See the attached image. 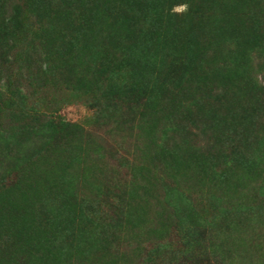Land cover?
Returning <instances> with one entry per match:
<instances>
[{"label":"rangeland","instance_id":"374dc122","mask_svg":"<svg viewBox=\"0 0 264 264\" xmlns=\"http://www.w3.org/2000/svg\"><path fill=\"white\" fill-rule=\"evenodd\" d=\"M24 1L32 50L15 26L0 23V264H264V0H196L187 23L185 4L174 6V31L156 42L158 76L126 75L127 86L116 81L108 94L92 93L87 76L70 80L78 57L70 35L91 3L117 20L145 0ZM35 16L62 36L52 40ZM144 18L140 11L138 27ZM169 67L175 82L156 93L158 127L146 138L143 85ZM9 92L27 103L12 104ZM109 100L120 105L112 117ZM37 115L53 128L46 137L61 150L63 172L45 139L29 151L32 136L12 130ZM66 123L82 129L81 143L60 137Z\"/></svg>","mask_w":264,"mask_h":264},{"label":"trees","instance_id":"16d2710c","mask_svg":"<svg viewBox=\"0 0 264 264\" xmlns=\"http://www.w3.org/2000/svg\"><path fill=\"white\" fill-rule=\"evenodd\" d=\"M204 1L205 0H200V4H204ZM184 4L187 5V12L180 15V17L182 22L187 23V21L191 20V17L195 14L194 7L196 4V0H145L143 7L139 10L141 12L143 11L144 17L146 15L147 21L144 18L143 26L138 27L136 18H138L140 11L138 13H134L133 10L123 12L121 16H119V18L115 20L113 16L109 15V12L105 7L91 3L89 7L85 9L86 20H84V22H81L78 31H75L76 29L74 31L72 30L73 32L70 35V38H72L74 41H77L78 44L77 60L75 61L74 59L75 62L73 61V64L69 65L67 68V73L70 78H72L70 80L74 83L77 81L76 78H78L79 76H87L89 81V89L92 93L100 92L103 89V92L108 94L111 93L108 90L116 83V81L119 82L120 80V83L117 84L116 87L127 86V84H125L126 75L129 76L130 74V77H132L133 74L136 75L138 72L142 71L143 74H145L144 76H148L151 74L158 76L159 72L156 68L158 67L159 62L162 63V57L155 49L156 42L160 41L159 39L162 38L160 36L161 32H165L167 30L165 34L166 36H168L171 32L174 31H170L172 26V17L175 16V14L172 12L173 7ZM27 6H29V4L24 0H0V23L3 26H15L16 31H19L21 37L25 39L24 44L27 47L26 50L29 49V46H31L29 40H31L30 36L33 35L31 33L34 31L33 26H31L30 30H26L24 25L25 23L22 19V10L23 12L27 11ZM208 7L209 6H203V11ZM35 17V23L38 26L41 25L39 28L45 29L42 31H47L51 35L52 40H55L57 37L59 38L62 36V33L58 31L56 26L54 27L53 24H50L47 27L45 22H43L42 20H38L37 16ZM31 18L33 20L32 16ZM107 44H109V46L104 51ZM227 47L230 50H234V48L230 44ZM30 49L32 50V46ZM222 49V46H217L214 50L216 52H221V54L223 53V60L225 62H229L230 55L222 51ZM261 50H264V47L262 49L260 48L258 52H261ZM188 54L189 53H187L185 57H181V62L187 64V61H189V59L186 58ZM98 59L100 60L99 64H97ZM77 62H79L80 65L83 66V72L77 70ZM149 67L153 68L148 69ZM170 68L171 67H169L165 78L161 76V81L150 80V85L148 83L143 85V87L145 88L144 91H146L148 95L143 106V117L145 118V122L151 124L149 130H143V134L146 135V138L147 136L149 137L151 135L150 133L154 132L152 130V126L154 127V130L158 127L156 123L151 120V115H153L154 113L151 111H156V108L152 106V103L156 101L155 97L159 96L156 95V93L159 94L161 92V94L164 95L165 92L169 90V86H173L175 82L171 80L174 78V73L176 72V70L174 71L172 70V68ZM172 71H174V73H172ZM45 72L46 71L42 70V75ZM105 73L107 74V76L101 77ZM144 76L143 80H145ZM108 84L109 88L107 87ZM260 89V92H262V94H257L258 104L264 107V86L260 87ZM133 91L134 90L131 89V92ZM18 93L19 92H9V102H13L12 104H14V102L21 103L22 105L26 104V97L24 95L19 96ZM128 97H131V95ZM109 102L110 104H108V106H106L105 104L104 106L107 109L108 114L110 113V117H112L111 115H115V113L113 112L118 111L120 105L117 103V101L115 102L114 100H109ZM214 115L215 114L212 113L211 116H208L211 122L215 121V119L217 118V116ZM39 118V115H37L34 118H31L27 123H24L23 121L21 125L15 127L14 129H11L14 130V133H19L22 138L24 136H32L33 139L25 140L24 142L27 143V150L29 151L34 149L31 145H34L39 140L45 139L44 143L45 145H47L45 149H50V152H53L55 155L54 164L57 167V172H63V170L59 168L62 167V165L60 160L58 159L60 158L61 150L59 146L49 145V140L47 141L46 137L47 130L52 131L53 128L48 126L47 123L45 124V120H41ZM176 120L177 117L175 115V117L173 118V123ZM168 122L169 121L167 120L166 128L170 129V125L173 124H171L172 121L171 123ZM1 126L2 125L0 124V137L4 134ZM59 129L60 130H58V134L62 138H67L69 136L73 138L76 137L79 140V136L80 134H82V129L75 124L66 123L64 124L63 129ZM14 133L9 132L8 134L12 136L14 135ZM73 134L75 135L73 136ZM49 139H52V136H50ZM148 139L149 146H153V144L151 143L153 139ZM55 141L58 142L56 138ZM166 151L168 152V149H166ZM159 153L154 155L153 152H151L150 155L153 154L154 156H149V159L155 160L156 158H158ZM10 157H13L12 154H10ZM250 159L254 161L253 158ZM85 171L90 172L91 167L86 165ZM73 195L74 194L71 193L69 197H72ZM257 220L258 219L255 216L250 218L251 222H256ZM64 221L67 224H71L68 218H66V220ZM74 222L72 223L73 228L70 229V234L73 236L76 234L74 232V230L76 229V227L74 226ZM82 230L83 228L78 233H81ZM86 234L88 235V233ZM218 236L219 233L217 234V237ZM81 239L82 235L80 237V240ZM77 244L80 245L79 242H77ZM215 248L218 252V247Z\"/></svg>","mask_w":264,"mask_h":264},{"label":"clouds","instance_id":"9594fccd","mask_svg":"<svg viewBox=\"0 0 264 264\" xmlns=\"http://www.w3.org/2000/svg\"><path fill=\"white\" fill-rule=\"evenodd\" d=\"M186 8H187V6H186V5H185V6H183V9H184V10H186Z\"/></svg>","mask_w":264,"mask_h":264}]
</instances>
